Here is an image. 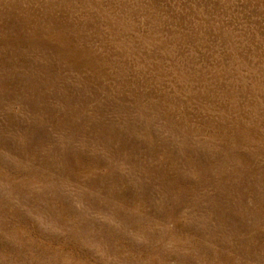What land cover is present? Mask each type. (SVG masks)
<instances>
[{
    "label": "rangeland",
    "instance_id": "374dc122",
    "mask_svg": "<svg viewBox=\"0 0 264 264\" xmlns=\"http://www.w3.org/2000/svg\"><path fill=\"white\" fill-rule=\"evenodd\" d=\"M0 77L12 97L0 121L14 169L19 157L27 161L21 145L38 125L66 133L58 150H47L56 164L58 151L74 165L92 149L70 129H91L97 116L130 148L161 134L162 114L186 133V151L205 170L199 185L188 172L176 177L190 207L152 222L158 242L150 253L101 255L98 264H184L173 227L210 251L196 264H264V0H0ZM27 168L20 164L9 184L14 213L35 183ZM49 179L76 212L112 225L107 202L82 192L76 177ZM141 183L139 174H125L111 187L136 200L135 209ZM198 208L212 229L198 230L191 210ZM44 248L52 251L9 252L0 264H71L55 244Z\"/></svg>",
    "mask_w": 264,
    "mask_h": 264
},
{
    "label": "snow or ice",
    "instance_id": "6c2138e0",
    "mask_svg": "<svg viewBox=\"0 0 264 264\" xmlns=\"http://www.w3.org/2000/svg\"><path fill=\"white\" fill-rule=\"evenodd\" d=\"M11 100L0 77V112ZM159 120L161 134L138 143L135 148H130L123 138H117L115 128L103 116H97L94 127L84 132L71 128L72 137H83V142L92 149L86 152L90 159L79 165L71 164L68 156H60L58 151L60 164H56L53 153L47 149L58 150L67 135L47 125H38L31 140L21 145L28 159L19 157L17 169L8 159L3 121H0V256L7 260L9 252L47 254L52 249L44 248L45 241L55 244L57 256L71 264H98L101 255L123 260L135 256L137 249L142 254L150 253V246L158 242L150 227L152 222L168 223L167 218L178 208L190 207L187 202L191 198L178 187L176 177L188 172L190 175L185 178L190 182L197 185L205 182V170L186 151V133L163 114ZM23 163L28 164L25 171L35 183L31 184L32 192L24 201V209L14 213L8 188ZM133 173L139 174L142 180L137 197L141 207L135 209L136 200L124 197L123 189L114 191L111 187L119 185L125 174ZM49 174L74 176L73 183L82 192H92L106 201L102 211L111 217L112 225H98L91 217L76 212L53 190L56 181L50 180ZM87 203L89 207H96L95 199ZM191 210L202 221L198 230L214 227L205 209ZM172 239L177 245L175 254L183 258L184 264H196L197 260L210 256L199 236L186 240L179 227H173Z\"/></svg>",
    "mask_w": 264,
    "mask_h": 264
}]
</instances>
